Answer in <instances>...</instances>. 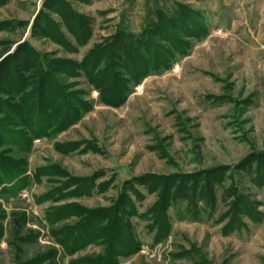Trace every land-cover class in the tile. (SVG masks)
Instances as JSON below:
<instances>
[{"label":"rangeland","instance_id":"obj_1","mask_svg":"<svg viewBox=\"0 0 264 264\" xmlns=\"http://www.w3.org/2000/svg\"><path fill=\"white\" fill-rule=\"evenodd\" d=\"M72 13L89 26L85 46L66 26ZM24 42L51 62L80 64L103 51L100 69L112 78L103 92L86 72L94 64L66 65L68 76L57 68L48 74L59 90L46 99L62 114L68 106L84 110L62 133L33 136L27 153L12 148L25 173L15 195L0 196V213L5 227L24 214V231L36 236L16 244L22 257L54 252V264H71L99 253L96 246L70 256L54 240L49 215L68 204L94 211L122 200L141 249L119 256V264H264V0H7L0 7V66L15 80L19 63L8 59ZM121 42H130L131 60L115 70ZM0 100L9 101L3 94ZM11 124L0 117L1 127L13 130ZM219 171L227 179L216 206L195 195L172 200L169 228L161 231L153 213L159 192ZM234 189L260 220L245 216L228 233ZM10 239L6 233L0 240V264L18 262Z\"/></svg>","mask_w":264,"mask_h":264},{"label":"trees","instance_id":"obj_2","mask_svg":"<svg viewBox=\"0 0 264 264\" xmlns=\"http://www.w3.org/2000/svg\"><path fill=\"white\" fill-rule=\"evenodd\" d=\"M6 2L7 0H0V7L4 6ZM68 11L72 12L69 8ZM71 15H74L72 18L73 22L67 19L65 22L66 26L79 43V46H85V43L91 35L89 26L82 24L83 21L80 20L79 16L73 13ZM75 27H80V29L74 31ZM32 28L33 30L37 29L36 23H34ZM61 41L65 43L63 38H61ZM128 43L130 44V42ZM129 44L121 42L116 48V54L112 58V63L115 62V70L126 68L130 62L131 47ZM67 47L72 51L70 46ZM103 55V51L94 50L80 64L67 63L64 60L51 62L47 61L46 57L32 47H28L27 43L24 42L17 47L15 53L8 59H14L19 63V67L16 69V80L12 78L11 74H5L4 64H1L0 96L2 94L5 95L9 101L0 100V117H6V120L12 123L11 126L14 129L19 128L21 131L9 130L7 127L0 126V196L8 194L15 195L19 189L20 177L25 173L21 167L24 161L14 158L13 153L15 152L12 150L13 147H26L23 148V150H26L23 152L27 153L30 150L33 136L40 137L43 135L41 131L47 133L45 132L47 130L62 133V131L76 124L82 117L81 109L84 110L83 105L74 110H71L68 106L67 111L64 112L65 114H62L54 102H49L46 99L51 94L53 95L52 88H57V91L59 90L56 85L57 82L54 79L49 86L48 74L57 68L59 70L58 72L61 71L63 75L68 76L66 65L79 66L81 69L85 68V66L89 67L90 64H94L92 68H85L87 71L85 69L82 70L86 71L87 74L89 72L90 78L92 77L94 84H96L95 88L104 92L107 86L111 87L110 79L112 76L109 75L111 73H109L108 69H100L103 63ZM95 57L96 61L93 63ZM158 59L159 57H157ZM146 63L147 65L150 64L149 61ZM104 66H107L106 63ZM149 68L150 66L146 67V71L144 69L145 72L138 79L145 78L148 75L147 70ZM3 75L7 78V82L5 83L2 78ZM120 76L121 74L113 75L116 80ZM35 79H37L39 84L36 85L37 81L34 82ZM121 81L125 80L121 78ZM119 86L115 81L112 87L117 90ZM62 95V91L59 92L56 100H61ZM37 129L42 130L39 132ZM257 160L254 161L257 162ZM244 170L240 171L243 172ZM259 174H261V178L258 180L263 183L264 170L260 171ZM224 178L225 175L219 171L215 172L212 177L199 179V182L194 186H189L186 182L182 184L180 180L166 186L162 192H159L160 199L153 207L155 224L160 226L161 231L168 230L169 222L166 211L169 209L168 205L172 200L186 199L189 201L190 199L194 200L193 197L196 196L202 203L210 204L213 207L216 204L217 195L221 191L220 189L223 190L222 184L227 179ZM122 202V200H118L114 206L108 209H97L94 211L86 209L81 204H68L64 208L54 209V212L56 210L55 213H50L49 225L53 227L51 231L52 236L70 256H75V254L81 253L88 247L97 246L101 248L99 253L86 255L77 261H72L71 264H119V256L126 258L138 254L141 249V243L136 238L133 224L129 220L130 216L126 208L130 209V207H124ZM229 211L230 213L232 212V216L230 213L227 215L230 218L228 233L244 225V219L242 218L245 216L255 221L260 220V213H255L252 204L250 207L249 204L244 203V198L242 195H239L237 189L235 190L234 201L231 203ZM73 217L78 219V222L73 226L67 224L62 227L56 226V224L58 225ZM5 218L3 213H0V240L6 236V233L7 235L9 234L11 238L9 246L16 248V256L19 255L16 264H42L45 261H49L51 264L56 259L54 252L49 255L37 254L35 258L22 257L21 246H16V244L22 245L24 242L34 243L35 241L33 240L36 239V236L32 232L24 231V225L26 223L24 214H16V218L11 223H8V227H5L3 224Z\"/></svg>","mask_w":264,"mask_h":264}]
</instances>
